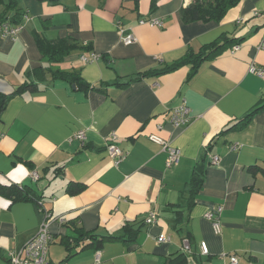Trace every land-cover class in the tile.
I'll list each match as a JSON object with an SVG mask.
<instances>
[{"label":"crops","instance_id":"crops-1","mask_svg":"<svg viewBox=\"0 0 264 264\" xmlns=\"http://www.w3.org/2000/svg\"><path fill=\"white\" fill-rule=\"evenodd\" d=\"M193 1L0 0V15L27 16L14 37L0 35V264L35 236L43 210L51 214L50 264H91L97 251L99 264H227L232 254L238 264H264V108L226 130L264 103V80L248 71L264 64V0H240L218 22L184 23L179 11ZM151 17L162 26L139 23ZM122 32L135 40L123 43ZM37 34L70 49L50 59ZM223 35L240 39L237 49L204 62L189 82L188 65L155 74ZM55 72L74 73L87 88ZM29 81L36 90L19 89ZM184 101L189 122L173 126L164 115ZM78 130L84 144L73 138ZM111 133L125 154L118 166L104 149ZM150 136L177 147L179 162L167 166ZM203 152V182L191 198ZM72 181L83 189L69 193ZM10 186L39 202L14 199ZM217 207L215 231L205 213ZM150 213L155 223L145 222ZM128 223L137 232L125 242ZM78 232L118 238L97 250ZM161 233L167 242L157 241Z\"/></svg>","mask_w":264,"mask_h":264},{"label":"trees","instance_id":"trees-1","mask_svg":"<svg viewBox=\"0 0 264 264\" xmlns=\"http://www.w3.org/2000/svg\"><path fill=\"white\" fill-rule=\"evenodd\" d=\"M240 0H194L192 3H190L188 6L182 8L179 11V16L181 18V21L184 23L194 22V21H202V22H208V21H220L229 8L233 7L235 4H237ZM154 2V1H153ZM24 16V14H23ZM19 14L6 16V15H0V22L6 21L11 24H21L22 17ZM36 41L39 50L42 54L45 56H48L50 59H57L62 57L67 51L70 49L69 42L67 40H47L40 34L36 35ZM241 42L240 39H234L227 35L220 36L216 40L212 41L211 43L203 45L197 52H194L192 50H188L185 56L175 62H172L168 65H165L164 67L154 70L155 74H161V73H167L170 71H173L181 66L188 65L189 66V73L187 75V82H189L199 71L201 65L209 60H212L213 58H216L218 55L225 52L227 49L231 48L235 44H239ZM58 73L59 76H66L68 78H71V81L79 83L80 86H82L83 89L87 88V84L83 82L78 76H76L74 73L69 72H55ZM64 74V75H63ZM20 90L27 89L29 91L36 90V84L34 82H25L23 85L20 86ZM0 104L2 105L3 102L0 101ZM264 108V103L261 105H257L251 112L246 114L244 117L233 123L231 126H229L226 130L229 129H241L244 127L247 122L249 121L251 115ZM203 154L200 156L199 160L195 163V166L193 167L191 177L189 180V193L190 197L193 198L196 193L200 190L204 173H205V164H206V155ZM252 169V168H251ZM3 188V187H0ZM83 189V184L79 182H71L67 186V191L71 194L78 193ZM8 193H11L14 199L19 200H35L38 199L32 197L29 195L28 190H26L24 187H18V186H10L6 188ZM39 202V200L37 201ZM123 236L121 239H124V241H129L131 237H133L137 229L133 227L132 224H126L123 226ZM80 241H88L89 245H94L95 249H99L102 245V241L107 240L111 241L114 239H117L118 237H103L100 239L96 238L93 234L90 233H81L78 232L76 235ZM125 237V238H124ZM120 238V237H119ZM66 258V257H65ZM64 258V259H65ZM177 260V259H175ZM176 261H170L168 264H175Z\"/></svg>","mask_w":264,"mask_h":264},{"label":"built area","instance_id":"built-area-1","mask_svg":"<svg viewBox=\"0 0 264 264\" xmlns=\"http://www.w3.org/2000/svg\"><path fill=\"white\" fill-rule=\"evenodd\" d=\"M257 15V12L254 13ZM27 19V16H23ZM140 24L148 23L150 25H155L158 27L162 26V21L157 18H146L139 20ZM22 28L21 24H11L9 22L3 21L0 22V35L2 37H14L19 30ZM122 41L125 44H130L135 40V37L132 32H122ZM238 44L233 45L230 50L237 49ZM97 58V55L91 54L88 57H83L85 62L93 61ZM248 71L258 76L259 78L264 80V64L262 66H257L255 63L251 62L248 66ZM164 119L172 124L173 126L185 125L189 122L190 119V108L184 101L181 105L176 108H173L167 111L164 115ZM161 126H158L160 128ZM0 132V137H1ZM151 139L159 142L162 146L163 151L167 155L166 164L167 166L175 165L179 162L180 159V150L177 147L170 145V143L165 140L158 138L156 136H150ZM73 138L84 144L85 142V133L83 130H78L74 133ZM116 135L111 133L108 137V141L105 144V152L111 157L113 160V164L118 166V164L123 160L125 154L119 148V146L115 143ZM232 149H235V146H231ZM219 161L218 156H214L211 159L212 163H217ZM31 178L35 180L37 175L35 172L31 174ZM221 212V207H217L216 209H212L205 213V217L211 221L212 226L215 231L219 230L220 223L218 217ZM51 219V214H49L46 210H43V220L39 224L37 233L35 236L26 242L21 248L13 249L8 251V262L9 264H50L48 260V252L49 246L52 242L53 235L49 229V220ZM60 223L64 221L62 217H58ZM146 223H155L156 216L154 213H150L149 216L145 219ZM169 237L164 233H161L157 237L158 242H167ZM182 251L186 253H190L191 248L187 239H183L182 241ZM200 253L203 255H207L209 253L208 246L206 242L202 241L199 243ZM100 263V254L97 251L94 255L93 261L91 264H99ZM227 264H238V257L235 254L229 255V261Z\"/></svg>","mask_w":264,"mask_h":264},{"label":"rangeland","instance_id":"rangeland-1","mask_svg":"<svg viewBox=\"0 0 264 264\" xmlns=\"http://www.w3.org/2000/svg\"><path fill=\"white\" fill-rule=\"evenodd\" d=\"M64 255H65V253L63 254V256L62 257H64ZM55 257H57V256H55ZM72 259V258H71ZM71 259H68V260H71ZM72 261V263H73V260H71Z\"/></svg>","mask_w":264,"mask_h":264}]
</instances>
